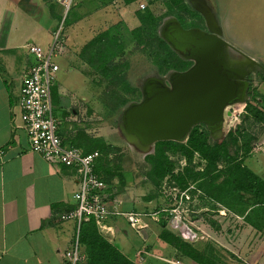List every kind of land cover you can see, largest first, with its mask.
Instances as JSON below:
<instances>
[{"label":"rangeland","instance_id":"obj_1","mask_svg":"<svg viewBox=\"0 0 264 264\" xmlns=\"http://www.w3.org/2000/svg\"><path fill=\"white\" fill-rule=\"evenodd\" d=\"M206 1L220 22L223 39L233 48L228 49V55L235 61H245L242 56L252 58L263 68L251 76V98L246 102L255 105L252 96L256 95L257 99L264 97V0ZM31 3V15L34 14L35 18L26 23L23 19L16 18L14 26L21 45L19 52L24 53L28 45H39L48 49L54 42V33L60 32L61 52L56 59L60 71L52 82L51 95L53 115L58 122L64 121L61 130H65L71 138L81 135L84 140L101 139L105 144L117 148L118 152L111 159H117L120 169L115 170L113 165L117 176L114 186H108L109 193L112 198L122 203L123 209L152 215L144 218L146 227L139 231V235L124 219H118L120 230L124 229L130 235L129 241L122 235L116 240L111 237L109 241L115 240L117 246L126 252L132 246L133 259L137 264H194L186 258H180L174 249L158 238L161 232L160 221L166 219L167 229L184 239V234L170 226L171 220L179 216L182 226L187 227L194 235L191 241L185 238L187 242L196 246L206 242L212 243L219 255L233 264H263L264 233L255 231L241 215L208 199L202 190L197 189L196 183H189L186 190L189 200L179 206V196L183 191L175 186L173 181L166 178L160 188H156L150 181V166L145 157L154 153V146L146 150L141 149L138 144L131 142L122 130L123 111L131 103L140 100L144 81L160 76L151 58L141 52L142 47L130 42L121 59L119 58L121 63L128 64L127 79L139 92L135 96L119 91L121 96L125 94L128 98L127 104L120 106L116 112L113 104L116 100L111 97L112 93L106 95L111 92L108 84L80 56L82 48L89 41L113 25L120 24L128 30L137 28L140 23L136 12L142 10L141 5L146 9L148 3L144 0L130 6L124 5L122 0H115L106 6H101L98 0H31ZM8 4L11 5V2ZM38 5L39 8L42 7L41 13ZM49 6L54 7L62 18H49L44 15L46 8L50 11ZM71 6L72 10L64 23ZM150 10L155 16L163 18L159 33L165 21L175 18L166 15L167 8L162 3L151 5ZM182 17L187 24L191 23L189 15L182 14ZM24 72L26 70L18 71L17 75L22 76ZM56 97H63L71 102V108L62 109L57 104ZM134 99L136 101L133 102ZM245 103L233 106L231 111L236 113V117H227L223 133L211 139L214 142L222 140L226 137L228 129L234 130L240 125L253 133L257 140L252 144L251 153L245 163L255 174L264 178V125L254 123L250 118L246 119V108L245 112L240 113ZM72 108L76 111L75 116L71 113ZM198 159L199 157L195 156L192 166L200 171L205 164H198ZM173 160L176 162L175 172L178 173L186 167V161L179 156L173 157ZM219 168H223V165ZM222 212L225 215H222Z\"/></svg>","mask_w":264,"mask_h":264},{"label":"trees","instance_id":"obj_2","mask_svg":"<svg viewBox=\"0 0 264 264\" xmlns=\"http://www.w3.org/2000/svg\"><path fill=\"white\" fill-rule=\"evenodd\" d=\"M13 1L19 7L27 9V12L28 8L32 7L31 0ZM98 1L101 6H106L115 0ZM139 1L122 0L126 6ZM144 1L148 6L145 10L136 12L140 23L137 28L128 30L120 24L113 25L89 41L80 53L82 60L108 84L111 92L106 95L112 93L111 97L113 96L116 102L118 100L117 103L113 102L115 112L120 106L127 104L128 96L125 94L132 93L136 96L139 92L127 79L128 64L120 61L130 42L142 47L141 52L151 58L159 77H164L170 72L183 71L191 66V62L182 60L160 37L159 28L163 18L155 16L150 6L162 3L167 8L166 15L174 16L185 27H193L195 24L193 20L198 14L190 8L186 0ZM49 9L53 18H62L57 15L54 7L49 6ZM71 10L72 6L64 23L67 22ZM182 14L191 17L190 24L185 22ZM119 91H125V94L121 96ZM252 98L255 105L247 102L246 119L250 118L254 123L264 125V97L257 99L254 95ZM81 138V135H77L67 143L81 149L85 154L100 153L101 157L95 164V173L107 187H113L117 176L115 170H119L120 165L116 158L111 159V157L118 152V149L105 144L101 139L90 141ZM256 140V136L241 125L229 130L224 139L215 142L212 141L208 131L197 127L191 131L185 143L155 144L154 153L145 157L146 163L150 166L148 177L156 188H160L166 178L173 181L181 191L186 190L190 182L196 183L197 189L202 190L208 199L241 215L255 231L264 233V178L255 174L245 163ZM175 156L186 161V167L178 173L175 172L176 162L173 160ZM195 156L199 157L198 164L202 162L205 164L200 171L192 166ZM220 165H223V168L220 169ZM160 225L159 240L174 249L180 258H186L194 264H233L219 255L212 243L193 245L169 231L166 219H162ZM80 244L84 260L79 264H137L126 256L115 242L101 235L92 220L82 224Z\"/></svg>","mask_w":264,"mask_h":264},{"label":"crops","instance_id":"obj_3","mask_svg":"<svg viewBox=\"0 0 264 264\" xmlns=\"http://www.w3.org/2000/svg\"><path fill=\"white\" fill-rule=\"evenodd\" d=\"M26 10L13 0H0V264H66L65 253L71 247L75 224L61 216L74 207L72 197L78 180L73 170L55 167L31 151L21 128L18 100L23 75L17 73L27 71L32 58L26 49L19 52L14 26L16 18L25 23L35 18L31 8ZM43 14L53 17L47 8ZM56 100L62 109L72 106L63 97ZM59 122L58 132L69 145L71 137L61 130L64 121ZM109 225L116 228L115 240L122 235L129 241L130 235L120 230L118 220ZM131 247L127 252L120 249L135 261Z\"/></svg>","mask_w":264,"mask_h":264},{"label":"water","instance_id":"obj_4","mask_svg":"<svg viewBox=\"0 0 264 264\" xmlns=\"http://www.w3.org/2000/svg\"><path fill=\"white\" fill-rule=\"evenodd\" d=\"M186 2L204 18L207 31L184 29L176 18H170L160 36L175 53L191 61L192 67L147 79L141 102L131 103L122 114L123 132L144 150L158 142L185 143L198 125H205L211 137L217 138L223 133L227 109L247 100V83L241 89L237 81L245 73L228 65L227 48H233L223 39L215 13L206 0Z\"/></svg>","mask_w":264,"mask_h":264},{"label":"built area","instance_id":"obj_5","mask_svg":"<svg viewBox=\"0 0 264 264\" xmlns=\"http://www.w3.org/2000/svg\"><path fill=\"white\" fill-rule=\"evenodd\" d=\"M140 9H145V6L141 5ZM60 49L59 31L54 33V42L48 49L39 45L26 47L27 54L32 58V64L22 78L18 108L21 128L26 132L31 151L39 154L55 167L63 166L76 173L78 188L72 197L74 207L62 215L61 219L75 224L71 247L65 253L66 264H79L84 260L80 244V230L83 223L94 221L100 234L110 240L111 237L114 239L117 233L116 228L109 225L110 221L124 219L139 234V231L146 227L144 218L152 215L123 209L122 203L112 198L107 185L95 173V164L101 154L98 152L85 154L77 147L65 145L60 137L58 132L60 123L53 115L51 95L52 82L55 81L60 70L56 62ZM232 108L233 106L227 109L231 115L228 119L236 117V113L231 111ZM245 108L246 103L240 113L245 112ZM238 123H240L239 119ZM186 190L180 193L179 206L189 200ZM221 214L225 215L223 212ZM170 226L184 234V239L190 241L194 239L192 231L182 226L179 216L171 220Z\"/></svg>","mask_w":264,"mask_h":264},{"label":"flooded vegetation","instance_id":"obj_6","mask_svg":"<svg viewBox=\"0 0 264 264\" xmlns=\"http://www.w3.org/2000/svg\"><path fill=\"white\" fill-rule=\"evenodd\" d=\"M207 2V1H206ZM187 3V2H186ZM188 4V3H187ZM208 4V3H207ZM209 6V5H208ZM191 8V7H190ZM192 9V8H191ZM193 10V9H192ZM194 11V10H193ZM197 13V12H196ZM198 14V17L196 18V19H194L193 21H194V26L193 27H185V26H183L182 24V27L184 28V29H193V28H198V29H201V30H203V31H207V29H206V24H205V20H204V18L199 14V13H197ZM166 22V21H165ZM164 22V23H165ZM220 23V22H219ZM227 49H229L230 50V48H227ZM233 50V49H232ZM177 54V53H176ZM178 55V54H177ZM179 56V55H178ZM242 56V55H241ZM182 60H184V61H187V62H191V61H188V60H185L184 58H182L181 56H179ZM244 59H245V61H235L234 59H232L229 55H228V51H227V55H226V57H225V59L227 60V62H228V65L230 66V68L232 69V70H240V71H242V73L244 72L245 74L243 75H241V76H237V81L240 83V86H241V89H245V87L246 86H244L243 85V83H247V85H248V87H247V90H246V97H247V100H250V98H249V93H250V88H251V83H252V75L254 74V73H256L258 70H262L263 68L257 63V64H251V63H249L248 62V60L245 58V56H242ZM192 65H193V63L191 62V66L189 67V68H187V69H185V70H183V71H175V72H177V73H181V72H185V71H187V70H189L191 67H192ZM229 68V69H230ZM173 73V72H172ZM240 73V72H239ZM155 77H159V76H155ZM150 78H152V77H150ZM147 79H149V78H147ZM146 79V80H147ZM145 80V81H146ZM145 81H144V83H143V85H142V88H141V93H140V100L139 101H137V102H134V103H139V102H141V100H142V94H143V87H144V84H145ZM151 90H153V89H151ZM243 91V90H242ZM153 92V91H152ZM249 98V99H248ZM248 102V101H247ZM247 102H246V106H247ZM238 105V104H237ZM234 106H236V105H234ZM226 113H227V111H226ZM226 113H225V120H226V118H227V116H226ZM225 124V123H224ZM198 128H200V129H205L206 131H208L207 130V128H206V126L205 125H198L197 126ZM197 127H195V128H197ZM194 128V129H195ZM223 131H224V127H223ZM208 133H209V131H208ZM209 135H210V133H209ZM210 137H211V135H210Z\"/></svg>","mask_w":264,"mask_h":264},{"label":"bare ground","instance_id":"obj_7","mask_svg":"<svg viewBox=\"0 0 264 264\" xmlns=\"http://www.w3.org/2000/svg\"><path fill=\"white\" fill-rule=\"evenodd\" d=\"M245 86V85H244Z\"/></svg>","mask_w":264,"mask_h":264}]
</instances>
